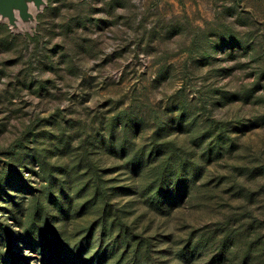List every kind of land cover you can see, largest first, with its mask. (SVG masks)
Wrapping results in <instances>:
<instances>
[{"label": "rangeland", "instance_id": "1", "mask_svg": "<svg viewBox=\"0 0 264 264\" xmlns=\"http://www.w3.org/2000/svg\"><path fill=\"white\" fill-rule=\"evenodd\" d=\"M224 223L264 264V0L0 14V264H227Z\"/></svg>", "mask_w": 264, "mask_h": 264}, {"label": "trees", "instance_id": "2", "mask_svg": "<svg viewBox=\"0 0 264 264\" xmlns=\"http://www.w3.org/2000/svg\"><path fill=\"white\" fill-rule=\"evenodd\" d=\"M111 139H112V137H111ZM230 225H232V224L224 223L222 225L223 227H220L221 231H220L219 235L223 234L225 239H222L223 240L222 245H221L222 247H218L219 253L215 254L213 259L223 260L222 262H224L226 260L227 264H238L236 262V260L239 261L240 264H249L250 262H253L257 258H259V256L263 257V253L260 252V250H261L260 244H262L261 243L262 238L260 236L256 237L255 239H253L250 242H247L248 238L252 236V234H250V233H251V230L254 228L246 227V229L244 231H242V227H240V229L237 231V230L233 229L232 227H230ZM227 228H230V229H227ZM232 233H234L232 235L234 240H236V238H237L238 241L236 240L237 243L235 245H233L229 249H226V247L224 248V246H226V241H227L226 239L228 238V235H230ZM211 235H209V237ZM244 236H249L245 239V242H244ZM202 238H204V237L202 236ZM239 239H240V244L242 243L244 245L241 244V246H240V244H238ZM229 257H232V258L230 259ZM230 261H231V263H230Z\"/></svg>", "mask_w": 264, "mask_h": 264}, {"label": "water", "instance_id": "3", "mask_svg": "<svg viewBox=\"0 0 264 264\" xmlns=\"http://www.w3.org/2000/svg\"><path fill=\"white\" fill-rule=\"evenodd\" d=\"M34 1L36 6L43 3L41 0ZM15 10H19L21 13H27L28 9L25 0H0V14L2 16H8L13 21Z\"/></svg>", "mask_w": 264, "mask_h": 264}, {"label": "bare ground", "instance_id": "4", "mask_svg": "<svg viewBox=\"0 0 264 264\" xmlns=\"http://www.w3.org/2000/svg\"><path fill=\"white\" fill-rule=\"evenodd\" d=\"M41 1H44V0H41ZM25 2H26V5H27V9H30V7L32 5H35V1L34 0H25Z\"/></svg>", "mask_w": 264, "mask_h": 264}]
</instances>
